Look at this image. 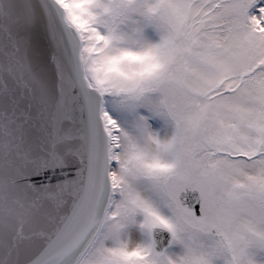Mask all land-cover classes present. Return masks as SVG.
Returning <instances> with one entry per match:
<instances>
[{"label":"snow or ice","instance_id":"6c2138e0","mask_svg":"<svg viewBox=\"0 0 264 264\" xmlns=\"http://www.w3.org/2000/svg\"><path fill=\"white\" fill-rule=\"evenodd\" d=\"M0 264H264V0H0Z\"/></svg>","mask_w":264,"mask_h":264}]
</instances>
